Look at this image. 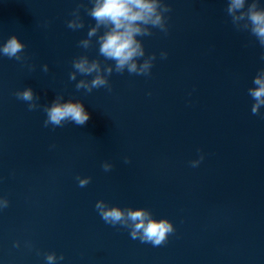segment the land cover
Returning a JSON list of instances; mask_svg holds the SVG:
<instances>
[{
  "label": "clouds",
  "instance_id": "9594fccd",
  "mask_svg": "<svg viewBox=\"0 0 264 264\" xmlns=\"http://www.w3.org/2000/svg\"><path fill=\"white\" fill-rule=\"evenodd\" d=\"M92 7L86 8L87 14L95 20V25L91 26L87 32V38L79 41V46L88 49L93 37L99 45V55L105 60L115 62L116 73L122 74L125 69L129 74L149 75L155 60V54L145 59L139 64L137 61L145 56V49L141 40L137 37L152 35V28H158L167 33L166 16L171 9L162 0H90ZM78 5L72 15L75 20H69L67 27L73 30L84 27V22L79 15ZM227 14L231 17L233 25L237 30L248 31L256 38L261 47H264V6L259 0H228ZM241 22H243L241 24ZM103 28L102 34L100 29ZM25 45L20 42L16 35L10 36L2 46L0 55L9 59L20 61V53L24 51ZM167 56L166 52L161 53V57ZM264 59V56H262ZM73 68L83 75H96L91 83L80 81L76 84V89H85L91 93L93 89L110 87L106 75L101 74V65L98 60L91 63L87 56H82L73 61ZM44 72L48 71L47 64L44 65ZM104 72L110 76L113 72L112 67H107ZM69 79L74 80L75 74L70 73ZM254 87L248 89V95L254 103L251 106L253 115H260V109L264 107V68H261L253 79ZM17 99L28 103L29 111L37 108L34 103L39 97L34 96L33 89L27 87L15 93ZM46 113L45 126H63L65 122H72L77 126H83L90 119V114L85 110L84 104L79 101L68 100L61 103L57 98L51 106L43 108ZM203 159L201 155L200 160ZM127 162V161H126ZM193 167L196 162H193ZM105 171L111 169L108 164H103ZM90 178L80 180L81 187L86 186ZM95 208L103 221L112 226H127L131 221V238L139 239L142 243H151L153 246H160L167 241L169 234L174 232L172 224L166 219H153L143 208L121 209L117 206H107L103 201H97ZM56 259L55 255H48V264ZM63 259V256L60 257Z\"/></svg>",
  "mask_w": 264,
  "mask_h": 264
}]
</instances>
